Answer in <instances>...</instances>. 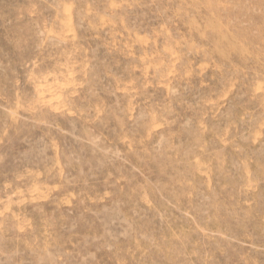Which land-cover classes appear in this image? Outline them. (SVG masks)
Returning <instances> with one entry per match:
<instances>
[{
	"label": "rangeland",
	"instance_id": "374dc122",
	"mask_svg": "<svg viewBox=\"0 0 264 264\" xmlns=\"http://www.w3.org/2000/svg\"><path fill=\"white\" fill-rule=\"evenodd\" d=\"M0 264H264V0H0Z\"/></svg>",
	"mask_w": 264,
	"mask_h": 264
}]
</instances>
